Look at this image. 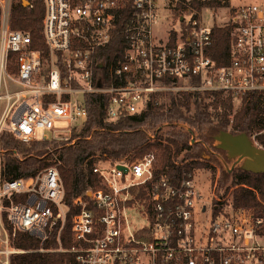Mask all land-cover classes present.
<instances>
[{
  "label": "built area",
  "instance_id": "built-area-1",
  "mask_svg": "<svg viewBox=\"0 0 264 264\" xmlns=\"http://www.w3.org/2000/svg\"><path fill=\"white\" fill-rule=\"evenodd\" d=\"M17 2L0 0V136L9 133L24 144L67 141L87 117L86 94L107 96L109 121L140 113L152 94L166 91L264 94V9L258 4L233 9L226 25L209 28L201 13L175 15L177 0H41L44 55L31 49L29 33L10 28ZM225 26L229 60L218 66L210 56L212 33ZM116 29L126 46L108 64L105 85L95 70L106 65L96 63L93 53ZM10 53L16 57L9 69ZM166 78L173 82L164 84ZM167 145L171 162L181 166ZM8 159L22 162L0 147V264L25 252L12 245L17 233L43 245L60 221V244L68 213L58 159L32 177L6 180ZM103 160L93 167L98 188L73 202L71 246L58 249L72 254L75 264H264V212L233 205L235 188L253 190L246 185L217 194L222 165L208 166L207 205L194 186L195 169L171 182L154 176L153 153L135 161Z\"/></svg>",
  "mask_w": 264,
  "mask_h": 264
},
{
  "label": "trees",
  "instance_id": "trees-1",
  "mask_svg": "<svg viewBox=\"0 0 264 264\" xmlns=\"http://www.w3.org/2000/svg\"><path fill=\"white\" fill-rule=\"evenodd\" d=\"M30 0H28L29 2ZM229 7V0H177L175 15L195 12L199 16L202 9H219ZM43 4L41 0H31L28 7L21 1L13 6L10 16V28L27 32L31 35V49L47 55L48 49L42 35ZM116 29L110 41L103 47L94 50L96 63L103 62L104 69H96L95 75L103 77L105 85L109 82L108 64L112 58L120 57L126 46L123 36ZM213 46L210 56L218 66L228 62L229 28H213ZM15 54H9V69ZM170 78L164 84H171ZM192 84L195 81L191 82ZM107 96L104 94H86L85 108L87 117L82 126L74 131L69 140L32 141L21 143L13 135L2 133L1 149L16 152L22 158L20 164L8 159L2 171V179L15 180L34 176L39 170L48 167V160L58 159L62 165L58 167L64 186V205L68 208L64 228L60 233V244L57 241L61 222L57 221L51 228L48 239L43 243L28 233H17L13 247L21 254H13L9 264H75L74 256L61 253L59 247L69 249L71 246V216L77 213L73 202L84 192H94L98 188L93 167L105 158H120L135 161L145 154L156 152L157 161L154 166L156 178L165 177L175 182L183 171L194 168H205L209 164L219 165L221 151L215 147L214 138L220 132L232 134L246 133L253 137L258 147L264 148V94L241 97L240 105L234 108L233 97L229 94L212 92H162L152 94L143 111L135 115H122L116 121L106 119L105 107ZM155 140L150 142L151 137ZM173 146L175 158L181 166L173 165L170 160ZM97 156H99L97 158ZM181 156V158L179 157ZM225 163L231 162L225 157ZM246 185L233 191V205L252 208L256 215L264 212V174H252L234 168L228 172L224 164L220 174L216 192L219 194L227 185ZM226 189V190H227ZM258 198V199H257ZM54 214L57 210L53 208ZM40 248L51 250L40 253Z\"/></svg>",
  "mask_w": 264,
  "mask_h": 264
},
{
  "label": "water",
  "instance_id": "water-1",
  "mask_svg": "<svg viewBox=\"0 0 264 264\" xmlns=\"http://www.w3.org/2000/svg\"><path fill=\"white\" fill-rule=\"evenodd\" d=\"M21 4L23 7H27L29 3L26 0H21ZM214 140L216 149L224 153L230 162H233L229 168L218 155L219 159L223 160L228 172L231 173L234 168L238 167L242 171L255 175L264 174V148L253 144L246 133L220 132ZM119 168L125 170L124 167Z\"/></svg>",
  "mask_w": 264,
  "mask_h": 264
},
{
  "label": "rangeland",
  "instance_id": "rangeland-1",
  "mask_svg": "<svg viewBox=\"0 0 264 264\" xmlns=\"http://www.w3.org/2000/svg\"><path fill=\"white\" fill-rule=\"evenodd\" d=\"M251 4H258L262 9H264V0H229V7H227V8H219V9H215V10L202 9V12H201L202 24H204L206 27H209V28L214 27L215 25L216 26L226 25L229 22V20L231 19V16L233 15V11H232L233 9H236V8H239L242 6H246V5H251ZM185 19L188 21L190 19V16H186ZM166 21L170 22V23L172 22V19L168 14H167V20ZM175 24L177 26H179L177 23H175ZM220 28H224V27H220ZM79 98H80V96H79ZM240 101H241V98L233 97L235 109H237L238 106L240 105ZM261 118H262V121L264 122V113L262 114ZM260 133L264 134V130L261 131ZM252 139H253V137H252ZM252 139H251V141H252ZM253 144H254V142H253ZM151 153H153L155 155L156 161H157L156 152L151 151ZM179 157L181 158V156H179ZM110 159H112V158H110ZM176 160L178 161L177 158H176ZM102 161H104V160L101 159L97 164H99ZM231 164H233V162ZM230 167L231 166H229V168ZM194 169H195L194 174L192 173V175L194 177V186L196 188H199L202 191V196H203L202 201L205 202L207 205H209V202H211L210 192H209V183L212 182V176L209 177L210 167L198 168V169L194 168ZM227 186L228 187H235L232 183H229ZM226 189L227 188H224L223 190L227 191L229 188L227 190ZM220 197H223V195L221 194ZM200 219L201 220L203 219L202 216L200 217Z\"/></svg>",
  "mask_w": 264,
  "mask_h": 264
},
{
  "label": "flooded vegetation",
  "instance_id": "flooded-vegetation-1",
  "mask_svg": "<svg viewBox=\"0 0 264 264\" xmlns=\"http://www.w3.org/2000/svg\"><path fill=\"white\" fill-rule=\"evenodd\" d=\"M250 139H252V138H250ZM252 141L254 142L253 139H252ZM254 144L257 145L255 142H254ZM222 156H224V153H222L221 156H220V157L224 160V158H223ZM219 160H220V163H219V164H220V165H223V164H224L223 160H221V159H219ZM231 163H232V162H231ZM231 165H232V164H231ZM236 168H238V167H236Z\"/></svg>",
  "mask_w": 264,
  "mask_h": 264
}]
</instances>
